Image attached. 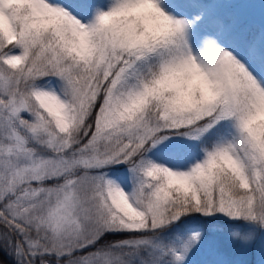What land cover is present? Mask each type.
Listing matches in <instances>:
<instances>
[{
    "label": "snow or ice",
    "instance_id": "6c2138e0",
    "mask_svg": "<svg viewBox=\"0 0 264 264\" xmlns=\"http://www.w3.org/2000/svg\"><path fill=\"white\" fill-rule=\"evenodd\" d=\"M0 264H264V0H0Z\"/></svg>",
    "mask_w": 264,
    "mask_h": 264
},
{
    "label": "trees",
    "instance_id": "16d2710c",
    "mask_svg": "<svg viewBox=\"0 0 264 264\" xmlns=\"http://www.w3.org/2000/svg\"><path fill=\"white\" fill-rule=\"evenodd\" d=\"M5 260H7V257H5Z\"/></svg>",
    "mask_w": 264,
    "mask_h": 264
}]
</instances>
